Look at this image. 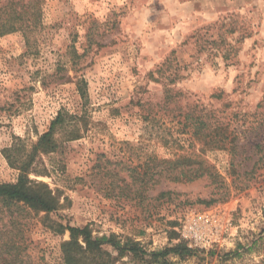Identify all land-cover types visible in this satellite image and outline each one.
<instances>
[{
    "label": "rangeland",
    "instance_id": "rangeland-1",
    "mask_svg": "<svg viewBox=\"0 0 264 264\" xmlns=\"http://www.w3.org/2000/svg\"><path fill=\"white\" fill-rule=\"evenodd\" d=\"M18 28L0 31V185L26 170L60 207L0 203V264H62L70 234L59 226L150 254L178 244L192 211L215 207L236 228L224 247L120 264L264 262V0H46L38 23ZM62 112L84 114L81 137L59 127L46 153L39 142ZM197 119L210 137L194 135ZM179 156L220 178L158 175Z\"/></svg>",
    "mask_w": 264,
    "mask_h": 264
},
{
    "label": "trees",
    "instance_id": "trees-1",
    "mask_svg": "<svg viewBox=\"0 0 264 264\" xmlns=\"http://www.w3.org/2000/svg\"><path fill=\"white\" fill-rule=\"evenodd\" d=\"M7 2L0 9V31L7 29L8 32H15L22 25H36L43 11V5L46 0H6ZM6 13V14H5ZM6 15V18H4ZM7 27V28H6ZM3 32H0L2 35ZM82 96L84 94L82 92ZM176 97L171 90L165 93L166 102H173ZM83 113L81 117L78 115L69 116L65 113H59L58 117L52 123L49 131L42 136L39 145L43 146L44 152H54L57 144L54 141V135L58 133L59 127L69 126L71 128L70 140L80 139L79 121H83ZM68 118V120H65ZM194 135L196 137H210V130L201 119L196 120L194 126ZM210 145L222 150H227L226 139L211 138ZM236 149V148H233ZM160 165H167V172L161 170L158 175L168 176L174 182H193L195 180L208 178H220V175L208 167L203 161L194 160L191 157L179 156L172 160H160ZM197 165V167H195ZM26 170H22L16 184L0 185V203L6 207L12 205L24 204L29 208L51 214L60 207L58 198L53 195L48 186L42 183H32L27 179ZM147 175V172L145 173ZM246 184L244 187H248ZM242 187V188H244ZM59 232H69L70 238L61 244V261L62 264H120L125 257H131L133 260H143L145 262L157 263L161 259H165L169 255L179 258L191 257L198 250L190 249L186 242L180 240L174 247L147 254V251L135 240H122L121 237L112 235L95 236L93 231L88 227H71L59 226ZM179 234V233H178ZM260 239L264 238V230ZM255 245L253 242L252 247ZM148 259H145V258ZM264 264V262H262Z\"/></svg>",
    "mask_w": 264,
    "mask_h": 264
},
{
    "label": "built area",
    "instance_id": "built-area-1",
    "mask_svg": "<svg viewBox=\"0 0 264 264\" xmlns=\"http://www.w3.org/2000/svg\"><path fill=\"white\" fill-rule=\"evenodd\" d=\"M231 212L215 207L202 212L192 211L177 229L180 240L198 251L224 247L231 240L233 231Z\"/></svg>",
    "mask_w": 264,
    "mask_h": 264
}]
</instances>
